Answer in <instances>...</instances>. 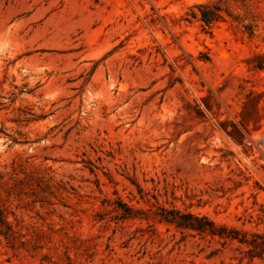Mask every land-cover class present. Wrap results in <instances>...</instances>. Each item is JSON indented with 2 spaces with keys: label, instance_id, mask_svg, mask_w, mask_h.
<instances>
[{
  "label": "rangeland",
  "instance_id": "rangeland-1",
  "mask_svg": "<svg viewBox=\"0 0 264 264\" xmlns=\"http://www.w3.org/2000/svg\"><path fill=\"white\" fill-rule=\"evenodd\" d=\"M0 264H264V0H0Z\"/></svg>",
  "mask_w": 264,
  "mask_h": 264
},
{
  "label": "trees",
  "instance_id": "trees-1",
  "mask_svg": "<svg viewBox=\"0 0 264 264\" xmlns=\"http://www.w3.org/2000/svg\"><path fill=\"white\" fill-rule=\"evenodd\" d=\"M212 19H214L213 16H212V17H210V16H203V20H204L206 23H209Z\"/></svg>",
  "mask_w": 264,
  "mask_h": 264
}]
</instances>
